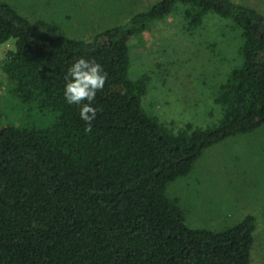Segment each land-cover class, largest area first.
<instances>
[{"label": "trees", "instance_id": "16d2710c", "mask_svg": "<svg viewBox=\"0 0 264 264\" xmlns=\"http://www.w3.org/2000/svg\"><path fill=\"white\" fill-rule=\"evenodd\" d=\"M178 8L184 32L212 13L228 20L224 42L235 41L211 126L161 121L142 105L147 74L128 75L129 41ZM10 40L0 65V264H250L252 214L191 228L166 189L205 149L264 125V15L233 0H158L77 39L46 33L0 0V45ZM78 57L107 74L90 132L63 97Z\"/></svg>", "mask_w": 264, "mask_h": 264}, {"label": "rangeland", "instance_id": "374dc122", "mask_svg": "<svg viewBox=\"0 0 264 264\" xmlns=\"http://www.w3.org/2000/svg\"><path fill=\"white\" fill-rule=\"evenodd\" d=\"M48 34L87 39L128 20L158 0H1ZM264 15V0H233ZM178 8L155 21L130 43V78L147 74L142 97L145 110L163 122L207 127L219 117L213 95L233 66L227 59L235 41L226 32V19L206 15L203 28H181ZM228 44V47L225 45ZM13 40L0 45V65ZM5 77L0 69V100ZM45 122V121H44ZM177 197L191 228L220 230L252 214L255 218L250 264H264V125L228 137L205 149L191 172L167 186Z\"/></svg>", "mask_w": 264, "mask_h": 264}, {"label": "clouds", "instance_id": "9594fccd", "mask_svg": "<svg viewBox=\"0 0 264 264\" xmlns=\"http://www.w3.org/2000/svg\"><path fill=\"white\" fill-rule=\"evenodd\" d=\"M107 74L98 62L78 57L64 75L63 97L67 104L79 108V118L85 122V131L92 130V121L98 109L92 106L97 91L104 86Z\"/></svg>", "mask_w": 264, "mask_h": 264}]
</instances>
